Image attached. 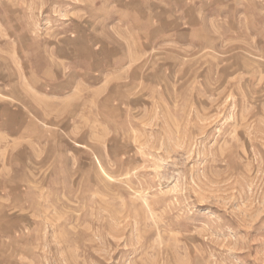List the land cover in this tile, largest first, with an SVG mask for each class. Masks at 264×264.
I'll use <instances>...</instances> for the list:
<instances>
[{"label":"rangeland","instance_id":"374dc122","mask_svg":"<svg viewBox=\"0 0 264 264\" xmlns=\"http://www.w3.org/2000/svg\"><path fill=\"white\" fill-rule=\"evenodd\" d=\"M0 264H264V0H0Z\"/></svg>","mask_w":264,"mask_h":264}]
</instances>
